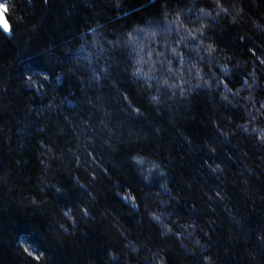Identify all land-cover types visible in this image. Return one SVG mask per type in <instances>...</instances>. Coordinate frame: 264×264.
<instances>
[{
  "label": "trees",
  "instance_id": "1",
  "mask_svg": "<svg viewBox=\"0 0 264 264\" xmlns=\"http://www.w3.org/2000/svg\"><path fill=\"white\" fill-rule=\"evenodd\" d=\"M0 264H264V0H2Z\"/></svg>",
  "mask_w": 264,
  "mask_h": 264
},
{
  "label": "snow or ice",
  "instance_id": "2",
  "mask_svg": "<svg viewBox=\"0 0 264 264\" xmlns=\"http://www.w3.org/2000/svg\"><path fill=\"white\" fill-rule=\"evenodd\" d=\"M6 11H7L6 3L0 0V27H2L5 32L10 30L9 25L3 16V13Z\"/></svg>",
  "mask_w": 264,
  "mask_h": 264
},
{
  "label": "water",
  "instance_id": "3",
  "mask_svg": "<svg viewBox=\"0 0 264 264\" xmlns=\"http://www.w3.org/2000/svg\"><path fill=\"white\" fill-rule=\"evenodd\" d=\"M3 16H4V19H5V15H4V13H3Z\"/></svg>",
  "mask_w": 264,
  "mask_h": 264
}]
</instances>
